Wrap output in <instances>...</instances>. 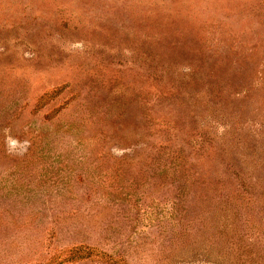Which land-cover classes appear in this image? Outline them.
Returning a JSON list of instances; mask_svg holds the SVG:
<instances>
[{
	"label": "rangeland",
	"instance_id": "1",
	"mask_svg": "<svg viewBox=\"0 0 264 264\" xmlns=\"http://www.w3.org/2000/svg\"><path fill=\"white\" fill-rule=\"evenodd\" d=\"M0 264H264V0H0Z\"/></svg>",
	"mask_w": 264,
	"mask_h": 264
}]
</instances>
